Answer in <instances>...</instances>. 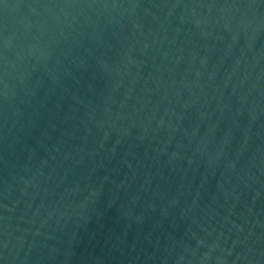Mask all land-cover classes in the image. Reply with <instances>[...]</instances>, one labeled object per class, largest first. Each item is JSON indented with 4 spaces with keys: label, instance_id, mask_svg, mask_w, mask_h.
I'll return each mask as SVG.
<instances>
[{
    "label": "water",
    "instance_id": "obj_1",
    "mask_svg": "<svg viewBox=\"0 0 264 264\" xmlns=\"http://www.w3.org/2000/svg\"><path fill=\"white\" fill-rule=\"evenodd\" d=\"M0 264H264V0H0Z\"/></svg>",
    "mask_w": 264,
    "mask_h": 264
}]
</instances>
